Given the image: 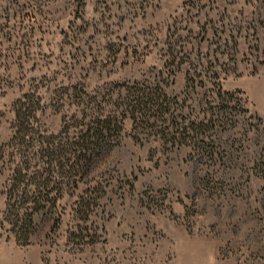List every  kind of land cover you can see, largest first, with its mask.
Returning a JSON list of instances; mask_svg holds the SVG:
<instances>
[{"label":"rangeland","instance_id":"1","mask_svg":"<svg viewBox=\"0 0 264 264\" xmlns=\"http://www.w3.org/2000/svg\"><path fill=\"white\" fill-rule=\"evenodd\" d=\"M134 87L167 115L124 118L35 192L41 139L121 113ZM22 156L13 194L45 201L25 244L6 211ZM0 264H264V0H0Z\"/></svg>","mask_w":264,"mask_h":264},{"label":"trees","instance_id":"2","mask_svg":"<svg viewBox=\"0 0 264 264\" xmlns=\"http://www.w3.org/2000/svg\"><path fill=\"white\" fill-rule=\"evenodd\" d=\"M226 95L229 94L226 93ZM128 98L130 104L126 109L127 111L124 110L121 113L113 112L106 115L97 114L95 117H90L88 124H85V129L80 130L78 135L64 144L61 141L57 143L53 141L56 138L53 136L49 138L51 139L50 141H43L41 139L38 144L37 157L42 161L43 165H47L48 169L40 167L32 174V179L30 180L35 183V192L40 188L42 190L48 188L54 171L60 177L65 174L67 177L72 178L77 176L79 169L93 163L105 146L111 147V144H113L112 139H118L121 136L122 120L124 118H129L133 123L138 122L141 124L142 122L149 124V120L152 118V124H154L156 121L162 120L169 112V108H167L169 104L166 103L167 98L164 93H156L150 91V89L137 90L134 87L128 93ZM16 120L18 125L15 127V135L25 136L28 132H31L28 125L24 123V114L20 109L16 110ZM24 157H20L21 162L12 170L11 180L13 185L10 193H8L9 198L7 200L6 211L12 219L13 231L17 230L16 233L19 235L17 240L25 244L30 237V233L26 229L33 228V216L45 208V205H41L45 201H41L40 191H38V197L32 198L28 196L18 198L17 195L13 194L14 190L27 177H30L28 171L31 168V158L23 160ZM41 171L47 172L45 173L47 177L36 183L33 179L39 176L40 180L43 176V174H40ZM55 200L56 198H53L49 201H52V204H54ZM28 203L32 206H27L22 211L23 206ZM56 225L57 223L55 227Z\"/></svg>","mask_w":264,"mask_h":264}]
</instances>
